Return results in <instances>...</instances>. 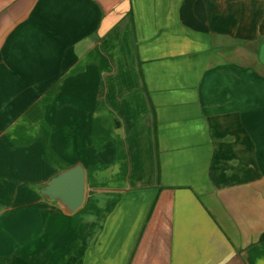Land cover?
<instances>
[{
	"label": "crops",
	"instance_id": "1",
	"mask_svg": "<svg viewBox=\"0 0 264 264\" xmlns=\"http://www.w3.org/2000/svg\"><path fill=\"white\" fill-rule=\"evenodd\" d=\"M80 164L75 211L41 191ZM264 0H0V264H264Z\"/></svg>",
	"mask_w": 264,
	"mask_h": 264
},
{
	"label": "water",
	"instance_id": "2",
	"mask_svg": "<svg viewBox=\"0 0 264 264\" xmlns=\"http://www.w3.org/2000/svg\"><path fill=\"white\" fill-rule=\"evenodd\" d=\"M44 196L58 200L68 211L77 210L84 201L85 170L77 164L52 177L43 187Z\"/></svg>",
	"mask_w": 264,
	"mask_h": 264
},
{
	"label": "trees",
	"instance_id": "3",
	"mask_svg": "<svg viewBox=\"0 0 264 264\" xmlns=\"http://www.w3.org/2000/svg\"><path fill=\"white\" fill-rule=\"evenodd\" d=\"M262 238H264V234L262 235Z\"/></svg>",
	"mask_w": 264,
	"mask_h": 264
}]
</instances>
